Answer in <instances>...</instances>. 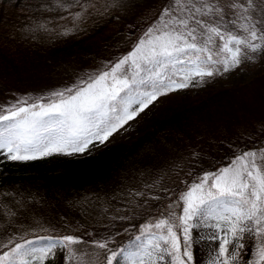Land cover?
Wrapping results in <instances>:
<instances>
[{
	"label": "snow or ice",
	"instance_id": "6c2138e0",
	"mask_svg": "<svg viewBox=\"0 0 264 264\" xmlns=\"http://www.w3.org/2000/svg\"><path fill=\"white\" fill-rule=\"evenodd\" d=\"M261 5L264 0H235L229 28L212 0H170L159 22L108 71L52 93L56 99L47 103L21 98L0 108V156L31 161L83 154L160 96L254 61L264 54ZM178 199L179 214L168 211L139 226L135 252L110 247L116 243L111 235L87 242L72 234L38 237L46 242L40 247L9 237L0 241V264H45L58 253L65 264H90L79 248L85 243L102 250L100 264H120L121 258L128 264H198L194 246L201 240L211 242L207 264H264V148L243 151L229 166L198 176ZM201 229L209 230L207 236L194 238Z\"/></svg>",
	"mask_w": 264,
	"mask_h": 264
},
{
	"label": "rangeland",
	"instance_id": "374dc122",
	"mask_svg": "<svg viewBox=\"0 0 264 264\" xmlns=\"http://www.w3.org/2000/svg\"><path fill=\"white\" fill-rule=\"evenodd\" d=\"M88 1L56 0L57 3L55 2L53 6L59 9L52 5L49 6L51 10L44 8L47 9L43 10L46 18H39L38 22H34L31 32L18 34L14 41L11 42L9 39L7 44L2 45V61H8L9 57L14 58L15 67L10 69L7 78L14 81L10 84L16 87L19 86L16 84L25 86L33 83L34 85L22 91L18 89L14 91L15 88L6 86L3 92L7 97L0 99V108H6L21 98H28L30 102L47 103L56 99L51 95L52 93L79 85L89 77L108 71L118 60L134 49L150 26L160 20L159 17L155 22L130 30L128 32L132 39L130 47L120 54L112 55L110 51L107 55L101 53L87 56L84 52H80L82 55L77 57L91 59L88 64H83L78 58L76 59V56L70 59L67 58V54L55 50L64 49L72 43L76 29L79 33L82 32L81 29H85L79 28L85 19L91 18L88 22L93 25L106 19L108 14L120 16L121 21L122 17L128 18L133 13L134 8L131 3L135 0H116V2L92 0L90 3ZM138 2L148 5L147 0H138ZM212 2L219 5V0ZM78 13L83 17L82 22L76 19ZM68 29L71 30L67 31ZM88 29L90 28L87 27L83 31ZM114 45L115 42L112 46ZM45 61L48 62L46 67ZM261 73L264 74V54L257 55L254 61L242 63L233 71L211 78L205 77L203 82L196 79L186 88L160 96L135 119L130 120L110 136L105 143L97 142L83 154H54L41 158L49 160L60 157L92 156L116 142L131 146L135 140L145 134L148 127L151 129L158 120L171 115L175 110L181 111L186 106L196 105L200 99L207 96L209 91L216 92L219 89L229 88L237 91L240 86L247 87L239 92L245 98L246 105L232 111L228 110L229 106L226 102L221 106L223 107L221 114L214 117L199 116L198 118L202 119L198 122L197 116L183 114L182 119L187 126L184 132L175 131L173 124L169 132L175 134V138L170 141H167V137L160 142L156 140L153 144H146L145 148L136 150L137 161L125 165L122 176L117 179L121 181L118 185L98 187L99 189L94 186L79 191L62 188L53 189L51 192L46 191V188H31L24 182L21 185L19 183L14 185L15 187L3 186L0 190V241L7 242L9 237H13L20 243L26 240L35 241L30 247H40L46 242L38 243L41 241L38 237L72 234L81 236L87 242L90 237L100 239L111 235L116 243L111 244L110 247L115 248L117 245H122L121 243L124 242L122 239L130 234L138 235L139 226L156 216L168 211L179 214L181 209L175 207L179 203V194L185 191L198 176L229 166L233 158L243 151L264 148V85L250 87L246 85ZM218 156L224 157L220 163H215ZM0 161L7 160L0 156ZM11 162L26 164L29 161ZM133 181L134 183L131 184ZM161 200L163 206L159 204ZM208 231L194 230L192 235L194 238L198 235L207 236ZM119 238L122 241L120 244ZM131 243H136L137 246L140 242L134 239L130 242L125 241L126 245L123 244L129 251L135 252L137 248L133 249ZM210 243L201 240L194 246L198 264H207L211 250ZM79 248L89 253L86 260L90 264H100L103 260L102 250L93 249L88 243L80 245ZM120 263L128 264L123 258ZM45 264H65L63 255L58 253L54 259L45 261Z\"/></svg>",
	"mask_w": 264,
	"mask_h": 264
},
{
	"label": "trees",
	"instance_id": "16d2710c",
	"mask_svg": "<svg viewBox=\"0 0 264 264\" xmlns=\"http://www.w3.org/2000/svg\"><path fill=\"white\" fill-rule=\"evenodd\" d=\"M48 1L50 2L48 3ZM53 1L56 2L55 0ZM53 1L38 0L37 2L36 0L35 3V0L34 1L28 0V2L25 0H0L1 3L0 30L2 29L0 31V79L4 80V82L3 80H0L1 83L0 99H4L7 97L6 93L3 92L6 86H11L13 89L15 88L14 91H16V89L22 91L25 90V88L27 89L30 88L31 85H34L33 83H30L29 85L25 84V86L16 84L19 85L18 87H16L15 85L13 86L10 84L11 82L14 81H11L6 78H8L9 76L10 69L15 67L14 58L9 57L8 61L6 62L2 61L3 59L2 45L7 44L9 39L11 42L14 41V39L18 37V34H22L23 32L26 33L31 32L30 30L33 28L32 25L35 24L34 22H38L39 18H43L44 15L46 16V14L43 13L44 12L43 10L45 7L49 9L50 5L53 6L54 4ZM90 1L92 0H89L88 2L90 3ZM147 1H148V5L146 6L145 4H143V2L142 3L138 2V0L132 2L131 5L134 8L133 13L128 18L122 17V21H121V17L117 16L116 14H108L106 19H103L102 21H99L93 25H90V23L88 22V20H90L91 18L86 19L83 22V24L82 23L80 24L81 26L79 25V28L88 27L90 28L87 30L89 32L83 31L84 29L83 30L81 29L83 31L81 33L76 31L77 36L75 35L72 37L73 42L71 41L72 43L70 45L66 46L65 48L63 47L64 49L58 48L55 51L67 54L68 55L67 58L70 59L76 56V59L78 58L79 61H81L83 64H88V61H91V59L88 60L83 56L77 57L79 55H82L80 54V52H84V54L87 56L88 55L90 56V54L98 55L101 53L107 55V53L108 52L110 53V51L112 55L120 54V52L127 50L130 47V43L132 39L130 35L127 36L126 33L129 32L130 29L132 30L134 27L136 29V27L146 25L147 23H150L152 21L155 22L160 17L163 9L169 7L170 4V0H147ZM234 2L235 0H219V6L222 9L220 15L221 17L224 18L223 23L229 28H231L232 25H230L228 21L230 19H235L233 15L234 9L230 7V5ZM29 3L31 5H29ZM41 3L44 5H42ZM257 3H259V0H257ZM32 5H33V11L36 10L34 11L35 13H33L32 11V7H31ZM55 7L58 8L57 6L54 5V8ZM260 8L264 9V5H261ZM6 11H8L9 13L7 14ZM27 13L29 16L26 15ZM14 14L15 16H13ZM257 14H259V10ZM45 16L44 18H46ZM9 17H13V18H9ZM5 19L6 20L8 19V21H5ZM22 23L24 25H22ZM7 26H9V28ZM13 26H15L16 29ZM90 32H94V33H90ZM121 37H123L124 41L121 39ZM78 38L80 40L82 39L83 41L82 40L80 41ZM120 39L121 41H119ZM114 42L115 45L113 47L112 45ZM47 64L48 62L45 61V67L47 66ZM251 82H250L251 84L249 83L250 85L249 84L246 85L249 87L253 85L254 86L264 85V74L261 73L260 76H258ZM140 87L143 89L147 87V85H141ZM246 88L247 87H244L243 85L242 87L240 86L237 91L232 90L230 88L219 89L216 92L209 91L207 93V96L205 98L200 99V101L197 102L196 105L186 106V108H184L181 111L175 110L174 112H172L171 115H167L165 116V118L158 120L155 123V126H152L151 129L148 127L147 130L145 131V134L140 138H138L137 140H135L134 143L131 144V146L123 142H116L111 146L105 147L103 151L97 154H92V156H83L81 158L60 157L57 159H49V160L39 159L35 161H29L26 164H18V163L16 164L8 160L0 161V186H1L0 190L3 188V186L15 187L14 185H18V183L19 185H21L23 181L24 183L29 184L31 188L32 187L35 188L40 187L41 189L46 188V191L48 192L53 191V189L60 190L63 187L64 189H68V190L74 189L76 191H79V189L80 190L81 189L83 190L84 188L89 189V187L94 188V186H97L95 188H98V187H104L110 185L115 186L117 184H120L121 181L117 179L122 176L123 171L125 170L123 169L125 165L129 163L134 164L137 161L135 157L136 150L140 148H145L146 144H151V143L153 144V142H155L156 140L160 141L167 137V141H170V139L175 138L176 135L169 132V130H171L170 127L173 126V124L175 131L184 132V128L187 126H185L186 124L183 122L182 119L183 114L189 113L190 115L192 114L195 117L197 116V122H198L199 119H202L201 117L204 116L214 117L219 113L221 114V112H223V107L221 106L226 102L228 103L227 105L229 106L228 110L232 111L233 109H236L242 105H246L245 98H243L239 94L241 90ZM199 116L201 117L198 118ZM154 129H156V131ZM222 157L224 156L216 157L215 163L216 162L220 163ZM114 180L116 181L114 182ZM159 204L163 206L164 203L161 200ZM133 235L135 236V234H130L128 237L123 238L122 241L124 242H122L119 238L118 243L120 244L122 242L121 244L123 245L125 244V241L126 242L134 241ZM38 243L42 244L43 242L38 241ZM135 244L136 243H131L130 246H132L133 249H136L137 246Z\"/></svg>",
	"mask_w": 264,
	"mask_h": 264
},
{
	"label": "bare ground",
	"instance_id": "6f19581e",
	"mask_svg": "<svg viewBox=\"0 0 264 264\" xmlns=\"http://www.w3.org/2000/svg\"><path fill=\"white\" fill-rule=\"evenodd\" d=\"M25 1L28 2V0H25ZM29 1H30V0H29ZM33 1H34V0H33ZM51 1H53V0H51ZM55 1H56V0H55ZM57 1H58V0H57ZM87 1H88V0H87ZM37 2H38V0H37ZM42 2H43V1H42ZM49 2H50V1H48V3H49ZM35 3H36V0H35ZM53 3H55V2L53 1ZM56 3H57V2H56ZM0 4H1V3H0ZM41 4H42V3H41ZM2 5H3V4H2ZM29 5H31V4L29 3ZM33 5H34V4H33ZM33 5L31 6V7H32V11H33ZM36 5H37V4H36ZM42 5H44V4H42ZM39 6H40V4H39ZM39 6H38V7H39ZM48 6H49V5H48ZM35 7H36V6H35ZM53 7H54V6H53ZM40 8H41V6H40ZM40 8H39V9H40ZM43 8H44V7H43ZM43 8H42V9H43ZM45 8H47V7H45ZM0 9H1V7H0ZM29 9H31V8H29ZM49 9L51 10V8H49ZM20 10H21V9H20ZM46 10H47V9H46ZM46 10H44V11H46ZM21 11H22V10H21ZM23 11H24V10H23ZM30 11H31V10H30ZM34 11H36V10H34ZM34 11H33V13H35ZM41 11H42V10H41ZM6 12H7V14L9 13L8 11H6ZM19 12H20V11H19ZM21 13H22V12H21ZM28 13H29V11H28ZM28 13H27L26 15H28ZM38 13H39V12H38ZM43 13H44V12H43ZM47 13H48V12H47ZM2 14H3V13H2ZM7 14H6V15H7ZM10 14H11V13H10ZM12 14H13V13H12ZM36 14H37V13H36ZM48 14H49V13H48ZM48 14H47V15H48ZM53 14H55V13H53ZM53 14H52V15H53ZM60 14H62V13H60ZM0 15H1V12H0ZM20 15H21V14H20ZM56 15H57V13H56ZM13 16H15V14H14ZM23 16H24V15H23ZM28 16H29V15H28ZM44 16H45V15H44ZM44 16H43V18H44ZM60 16H61V15H60ZM7 17H8V16H7ZM7 17H6V18H7ZM49 17H50V16H49ZM9 18H13V17H9ZM14 18H15V17H14ZM28 18H29V17H28ZM34 18H35V17H34ZM36 18H37V17H36ZM18 19H19V18H18ZM26 19H27V18H26ZM29 19H30V18H29ZM13 20H14V19H13ZM32 20H35V19H32ZM85 20H86V19H85ZM5 21H8V19H7V20L5 19ZM24 21H25V20H24ZM66 21H67V20H66ZM12 22H13V21H12ZM77 22H78V21H77ZM81 22H82V21H81ZM92 22H93V21H92ZM0 23H1V22H0ZM4 23H5V22H4ZM13 23H14V22H13ZM13 23H12V24H13ZM30 23H31V21H30ZM67 23H68V22H67ZM89 23H90V21H89ZM26 24H27V23H26ZM82 24H83V23H82ZM17 25H18V24H17ZM22 25H24V24L22 23ZM84 25H85V23H84ZM11 26H12V25H11ZM20 26H21V25H20ZM80 26H81V25H80ZM96 26H97V25H96ZM7 27L9 28V26H7ZM13 27L15 28V26H13ZM16 27H17V26H16ZM82 27H83V26H82ZM93 27H94V26H93ZM4 28H5V27H4ZM80 28H81V27H80ZM86 28H87V27H86ZM86 28H85V29H86ZM91 28H92V27H91ZM15 29H16V28H15ZM85 29H84V30H85ZM93 29H94V28H93ZM133 29H135V27H134ZM1 30H2V29H1ZM1 30H0V31H1ZM3 30H4V29H3ZM7 30H9V29H7ZM12 30H14V29H12ZM76 30L79 31L78 29H76ZM76 30H74V31H76ZM130 30H131V29H130ZM130 30H129V31H130ZM81 31H82V30H81ZM86 31H87V30H86ZM82 32H83V31H82ZM87 32H89V31H87ZM76 33H77V32H76ZM90 33H94V32H90ZM95 33H96V32H95ZM127 33H128V32H127ZM127 33H126V34H127ZM82 34H83V33H82ZM132 34H133V33H132ZM132 34H131V35H132ZM83 35H84V34H83ZM128 35H130V34L128 33ZM74 36H75V35H74ZM76 36H77V34H76ZM81 36H82V35H81ZM81 36H80V37H81ZM84 36H85V35H84ZM93 36H94V35H93ZM122 36H123V35H122ZM124 36H125V35H124ZM85 37H86V36H85ZM90 37H91V36H90ZM126 37H127V36H126ZM76 38H77V37H76ZM76 38H74V39H76ZM78 39H79V38H78ZM82 39H83V37H82ZM82 39H81V40H82ZM121 39L124 41L123 37H121ZM121 39H120L119 41H121ZM126 39H127V38H126ZM79 40H80V39H79ZM81 40H80V41H81ZM77 41H78V40H77ZM77 41H76V42H77ZM82 41H83V40H82ZM123 41H122V42H123ZM72 42H73V41H72ZM80 44H81V43H80ZM80 47H81V46H80ZM121 50H122V49H121ZM123 50H124V49H123ZM132 50H133V49H132ZM126 51H127V50H126ZM105 53H106V51H105ZM108 53H109V52H108ZM119 56H120V55H119ZM112 64H113V63H112ZM6 79H7V78H6ZM6 79H5V80H6ZM0 80H3V79H0ZM3 82H4V80H3ZM0 84H1V83H0ZM3 86H4V85H3ZM1 87H2V85H1ZM154 130L156 131V129H154ZM151 133H152V132H151ZM155 136H156V135H155ZM153 137H154V136H153ZM154 138H155V137H154ZM160 141H161V140H160ZM160 141H158V142H160ZM158 142H157V143H158ZM147 145H148V144H147ZM149 146H150V145H149ZM153 146H154V145H153ZM139 150H140V149H139ZM151 150H152V149H151ZM150 154H151V153H150ZM152 155H153V154H152ZM113 167H114V166H113ZM113 167H112V169H113ZM118 169H119V168H118ZM117 171H118V170H117ZM135 172H136V171H135ZM135 172H134V173H135ZM139 172L141 173V171H139ZM124 173L126 174V172H124ZM132 173H133V172H132ZM142 173H143V172H142ZM131 175H132V174H131ZM133 175H135V174H133ZM141 175H143V174H141ZM125 177H126V175H124V178H125ZM127 177H128V176H127ZM26 178H27V177H26ZM130 178H131V177H130ZM22 179H23V178H22ZM134 179H135V178H133V180H134ZM124 180H126V179H124ZM129 180H130V179H129ZM129 180H128V181H129ZM29 181H30V180H29ZM128 181H127V183H130V182H128ZM23 182H24V181H23ZM27 182H28V180H27ZM30 182H31V181H30ZM125 182H126V181H125ZM17 183H18V182H17ZM20 183H21V182H20ZM97 183H98V181H97ZM100 183H101V182H100ZM132 183H134V181L131 182V184H132ZM101 185H102V184H101ZM117 185H118V184H117ZM124 185H125V184H124ZM67 187H68V186H67ZM81 187H82V186H81ZM119 187H120V186H119ZM121 187H122V186H121ZM63 188H64V187H63ZM69 188H71V187H69ZM104 189H105V188H104ZM116 189H117V188H116ZM120 189H121V188H120ZM120 189H119V190H120ZM100 190H102V189H100ZM124 190H125V189H124ZM120 191H121V190H120ZM120 191H119V192H120ZM122 192H123V189H122ZM5 193H6V192H5ZM105 193H106V192H105ZM120 193H121V192H120ZM112 194H113V193H112ZM99 195H100V194H99ZM109 196H110V195H109ZM111 196H112V195H111ZM111 196H110V197H111ZM115 196H117V194H115ZM117 197H119V195H118ZM117 199H118V198H117ZM119 200H120V199H119ZM116 201H118V200H116ZM124 201H125V200H124ZM124 201H123V203H124ZM118 202H119V201H118ZM120 202H121V201H120ZM116 203H117V202H116ZM123 203H122V204H123ZM117 204H118V203H117ZM127 205H129V203H128ZM171 205H172V204H171ZM120 206H121V205H120ZM124 206H126V205H124ZM122 208H123V207H122ZM99 228H100V227H99ZM99 233H100V232H99ZM99 235H100V234H99ZM130 248H131V247H130Z\"/></svg>",
	"mask_w": 264,
	"mask_h": 264
}]
</instances>
